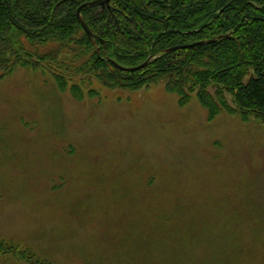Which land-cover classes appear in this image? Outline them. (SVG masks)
<instances>
[{
    "label": "rangeland",
    "instance_id": "rangeland-1",
    "mask_svg": "<svg viewBox=\"0 0 264 264\" xmlns=\"http://www.w3.org/2000/svg\"><path fill=\"white\" fill-rule=\"evenodd\" d=\"M81 86L0 81V264H264L262 120Z\"/></svg>",
    "mask_w": 264,
    "mask_h": 264
},
{
    "label": "trees",
    "instance_id": "trees-1",
    "mask_svg": "<svg viewBox=\"0 0 264 264\" xmlns=\"http://www.w3.org/2000/svg\"><path fill=\"white\" fill-rule=\"evenodd\" d=\"M90 1L0 0V81L30 68L51 75L77 100L86 98L81 83L141 90L162 81L182 106L197 93L211 119L226 113L264 122V0H112L99 14L81 11L94 42L77 15ZM198 43L204 44L167 53ZM150 58L140 71L116 66ZM78 77L84 81L70 85ZM18 257L43 264L26 253Z\"/></svg>",
    "mask_w": 264,
    "mask_h": 264
},
{
    "label": "water",
    "instance_id": "water-1",
    "mask_svg": "<svg viewBox=\"0 0 264 264\" xmlns=\"http://www.w3.org/2000/svg\"><path fill=\"white\" fill-rule=\"evenodd\" d=\"M111 0H97L95 2H92V3H88V4H85L83 5L82 7H80V9L78 10V19H79V22L81 23V26L82 28L84 29V31L86 32L87 36L89 37L90 40H92L93 42L95 40L98 39V37L91 31V29L89 28V26L87 25L86 21L84 20L83 16H82V9L84 7H89V6H101L102 8H105L106 5H108L110 3ZM204 43H198V44H194L192 46H181V47H176V48H173V49H170L168 52H172V51H175V50H178V49H187L189 47H195V46H198V45H202ZM152 58L149 59L148 62H145L144 64L142 65H139V66H136V67H123L119 64H116V66L118 68H120L121 70H124V71H130V72H135V71H140L144 68H146L150 62Z\"/></svg>",
    "mask_w": 264,
    "mask_h": 264
},
{
    "label": "flooded vegetation",
    "instance_id": "flooded-vegetation-1",
    "mask_svg": "<svg viewBox=\"0 0 264 264\" xmlns=\"http://www.w3.org/2000/svg\"><path fill=\"white\" fill-rule=\"evenodd\" d=\"M95 1H97V0L90 1V2H87V3H85V4L92 3V2H95ZM111 2H112V0L110 1V3H109L108 5L105 6V8H102L101 6H89V7L96 8V12L99 14V13H101V12H103V11H106L107 9L111 8V5H110ZM85 4H83V5H85ZM83 5H82V6H83ZM82 6H81V7H82ZM77 15H78V13H77Z\"/></svg>",
    "mask_w": 264,
    "mask_h": 264
}]
</instances>
